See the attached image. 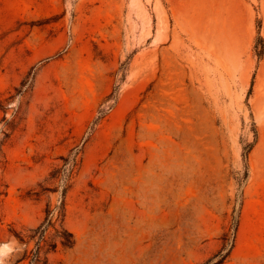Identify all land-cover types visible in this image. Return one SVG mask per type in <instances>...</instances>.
I'll return each mask as SVG.
<instances>
[{"label":"rangeland","instance_id":"rangeland-1","mask_svg":"<svg viewBox=\"0 0 264 264\" xmlns=\"http://www.w3.org/2000/svg\"><path fill=\"white\" fill-rule=\"evenodd\" d=\"M264 0H0V264H264Z\"/></svg>","mask_w":264,"mask_h":264},{"label":"trees","instance_id":"trees-1","mask_svg":"<svg viewBox=\"0 0 264 264\" xmlns=\"http://www.w3.org/2000/svg\"><path fill=\"white\" fill-rule=\"evenodd\" d=\"M264 53V43L262 44V50L260 51V55ZM222 253H218L216 256H219V259L215 262L213 261H210L211 263L210 264H221L223 263L224 259H225V256L221 255Z\"/></svg>","mask_w":264,"mask_h":264}]
</instances>
